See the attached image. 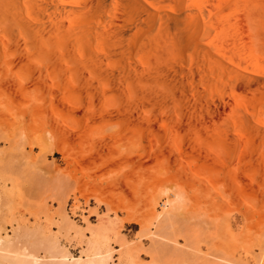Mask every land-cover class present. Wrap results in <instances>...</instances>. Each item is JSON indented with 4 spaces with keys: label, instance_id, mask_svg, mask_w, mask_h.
Listing matches in <instances>:
<instances>
[{
    "label": "bare ground",
    "instance_id": "1",
    "mask_svg": "<svg viewBox=\"0 0 264 264\" xmlns=\"http://www.w3.org/2000/svg\"><path fill=\"white\" fill-rule=\"evenodd\" d=\"M0 142V264H264V0H0Z\"/></svg>",
    "mask_w": 264,
    "mask_h": 264
},
{
    "label": "rangeland",
    "instance_id": "2",
    "mask_svg": "<svg viewBox=\"0 0 264 264\" xmlns=\"http://www.w3.org/2000/svg\"><path fill=\"white\" fill-rule=\"evenodd\" d=\"M5 148H7V145L5 144V143H3V142H0V150H3V149H5ZM38 149H35L34 150V152H35V154L38 152L37 151ZM45 159L44 160H42V169H41V172L46 176V177H50L51 176V174L52 173H56L57 172V170L58 169H55V165H57L58 166V168H61L62 169V167H63V165H64V160H63V155H61V153L58 151L57 152V150H54V151H47V153H46V155H45ZM62 162V163H61ZM65 166V165H64ZM60 169V170H61ZM84 187H87V188H89V189H93V188H95V186H93V185H85V186H83V187H81L82 189H84ZM75 192V193H74ZM163 192H164V190L163 189H158V193L159 194H161V195H159V200L158 201H156L157 202V205H156V203H155V210L157 211V212H159V211H161L163 208H165V206L163 205V203L165 202V197L163 196ZM71 193V194H70ZM73 193V194H72ZM68 197H69V203H71L72 202V199H74L75 198V196H79V191L76 189V185H75V183H72L71 185H70V188H69V191H68ZM74 195V196H73ZM147 197H148V194H147ZM148 199H149V197H148ZM81 200H82V198H81ZM83 201V200H82ZM95 202H96V200L94 199V197L92 198H90V201H89V205L90 206H94L95 205ZM165 204V203H164ZM55 205H57V204H55ZM67 210H69V209H67ZM102 211H105V209H104V207H103V210ZM238 215V214H237ZM79 224H81V225H83L81 222L79 223ZM83 227H84V225H83ZM128 227V226H127ZM128 228H130V234H131V237L129 238L130 239V242H134V241H142V244H143V247H142V250L140 249V251H139V257H140V260H142V262H144V263H146V262H148L150 259H149V257H146V256H144L143 254H148V253H146L145 252V249L149 246V244H150V239L148 238V237H146L145 235H138L137 234V232H139V230H140V228H139V225L138 224H134V226L133 227H128ZM139 229V230H138ZM142 236V237H141ZM139 239V240H138ZM178 242H179V244H181V243H183V239L182 238H178ZM112 247L114 248L113 250H116V249H118V247L117 246H114V245H112ZM78 251H79V249H78ZM73 253H75V256H77V253L76 252H73ZM117 256L115 255V254H113V257L111 258V262H114V263H116L117 261L116 260H114V258H116Z\"/></svg>",
    "mask_w": 264,
    "mask_h": 264
}]
</instances>
